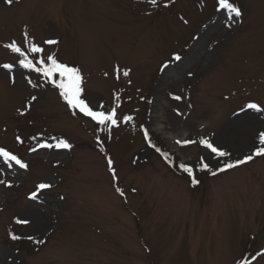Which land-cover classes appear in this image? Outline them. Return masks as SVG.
Masks as SVG:
<instances>
[{"label": "rangeland", "instance_id": "obj_1", "mask_svg": "<svg viewBox=\"0 0 264 264\" xmlns=\"http://www.w3.org/2000/svg\"><path fill=\"white\" fill-rule=\"evenodd\" d=\"M230 2L239 17L219 0H0V148L28 165L0 156V264H264V157L195 167L225 159L202 137L235 160L264 131V111L246 108L264 109V0ZM29 41L78 67L84 97L116 107L119 127L101 132L20 66L7 45ZM53 137L73 147H42Z\"/></svg>", "mask_w": 264, "mask_h": 264}, {"label": "snow or ice", "instance_id": "obj_2", "mask_svg": "<svg viewBox=\"0 0 264 264\" xmlns=\"http://www.w3.org/2000/svg\"><path fill=\"white\" fill-rule=\"evenodd\" d=\"M7 4H12L13 0H5ZM152 5H157L158 0H150ZM220 7L223 9H228L230 12L234 13L236 17L241 15V10L239 7L234 5V2H230V0H219ZM46 44H55L57 41L55 40H48L45 41ZM7 47L13 52L19 54L20 59L18 61L19 65L25 69H29L32 72L39 73L43 76V78L51 83L53 86L60 90L59 94L63 97V99L67 102V104L71 107V109L78 111L85 117L91 118L97 125L101 126V132H108L111 133L113 127H119L120 119L117 116V108L113 107L108 111H105L103 105L97 106L94 109L87 99L84 97V88L83 85V76L81 74V70L78 67L69 66L67 63L61 62L55 54H48L44 55V48L39 46L36 43L31 41L28 42L27 50H23L19 45L16 43H9ZM31 54V55H30ZM175 61H181L182 57L178 54L174 57ZM13 67L12 64H4L3 68L11 69ZM169 65H163L162 71L164 69H168ZM117 72H119V68L117 67ZM123 75L127 77L129 75V71H123ZM36 97H32V100H35ZM118 99V97H117ZM174 99L180 100V96H175ZM246 108L253 109L256 112H262L264 109L257 103L250 102L246 105ZM243 111V109H242ZM132 116H124L123 122L128 123L132 121ZM144 136L148 140L149 146L155 148V150L160 153V155L169 163L173 164L174 160L170 156L168 152L162 151L159 147L152 143L151 139L149 138L148 129H144ZM19 139V138H18ZM53 140L56 141L55 144L46 143L42 145V147L46 148H58V149H71L73 145L67 139H61L53 137ZM99 139V138H97ZM177 144L190 145L195 144L197 141L195 140H184V141H176ZM199 143L205 146L207 149L211 150V153L215 154L217 159L225 158L224 162L216 169L213 170L209 167L208 163L201 161L195 165L198 171L207 170L212 175H216L218 172H223L229 169L236 168L242 164L252 161L256 157H264V131H261L258 136V143L253 146V149L250 151L249 154L243 156V158H237L235 160L231 159V152L224 150L222 147L214 146L213 142L208 138H201ZM0 156L8 158L12 161H15L16 164L20 165L22 168H27L28 165L23 163L16 155L11 154L9 151L5 150L4 148H0ZM109 168L111 169L113 178H116V169L113 167V160L111 158L107 161ZM178 168L183 170L185 173L189 174L192 177V184L195 186L199 183V180L196 179L193 171V164L192 163H184L180 162L178 164ZM0 184H7L8 187H11V184L6 182L5 180H0ZM51 185L47 183H41L38 185L39 189H48ZM116 191L119 192L122 196L124 192L119 187L116 188ZM36 193L32 194V199L36 198ZM17 223L27 224L29 221L25 220H17ZM11 239L17 240L20 237L16 235H11ZM28 239H34V237L29 236ZM42 241L37 240L36 243H41Z\"/></svg>", "mask_w": 264, "mask_h": 264}, {"label": "trees", "instance_id": "obj_3", "mask_svg": "<svg viewBox=\"0 0 264 264\" xmlns=\"http://www.w3.org/2000/svg\"><path fill=\"white\" fill-rule=\"evenodd\" d=\"M153 149V148H152Z\"/></svg>", "mask_w": 264, "mask_h": 264}]
</instances>
